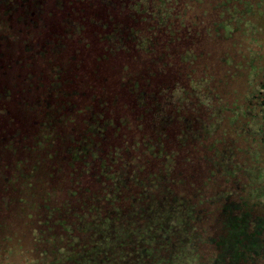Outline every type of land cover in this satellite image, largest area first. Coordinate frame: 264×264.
I'll return each mask as SVG.
<instances>
[{"label": "trees", "instance_id": "16d2710c", "mask_svg": "<svg viewBox=\"0 0 264 264\" xmlns=\"http://www.w3.org/2000/svg\"><path fill=\"white\" fill-rule=\"evenodd\" d=\"M40 1L44 35L0 0V264H76L104 218L173 204L200 264H264V81L228 78L264 75V0Z\"/></svg>", "mask_w": 264, "mask_h": 264}, {"label": "rangeland", "instance_id": "374dc122", "mask_svg": "<svg viewBox=\"0 0 264 264\" xmlns=\"http://www.w3.org/2000/svg\"><path fill=\"white\" fill-rule=\"evenodd\" d=\"M24 55L26 57L28 53ZM251 70L234 67L228 78H244L243 81L250 78L252 82L262 78L264 81L262 72L256 74L255 69ZM219 78H225L224 74ZM239 82L235 84L237 88H241L242 81ZM251 130H258L254 122ZM252 156L256 162L259 161V154ZM221 162V169L226 175L235 177L238 174L231 166L230 157L222 158ZM244 172L251 187V196L264 204V170L250 167ZM178 201V198L174 200L175 203ZM153 212L154 216L150 217L148 224L137 230L133 229V221L124 220L121 213L115 218L117 223L108 218L98 222L99 229H95L100 239L88 254L76 257V264H200L194 253L196 236L191 224V208L173 204L170 209L159 208ZM158 212L163 213L161 220H158Z\"/></svg>", "mask_w": 264, "mask_h": 264}, {"label": "flooded vegetation", "instance_id": "af4514ba", "mask_svg": "<svg viewBox=\"0 0 264 264\" xmlns=\"http://www.w3.org/2000/svg\"><path fill=\"white\" fill-rule=\"evenodd\" d=\"M36 1H37V0H36ZM41 4H43V1H40V0L37 1V6L34 8V2H32V3H30V5H31L30 8H33V13H34V14L36 13V14L38 15V17H35V19H37V18L40 17V18L38 19V26H37V28H36V30H37V29H38V30H37V31L35 30V32H36V33H37V32H41V33L44 35V34H45V26H44L45 21H44V19H45L46 16H48V15H50V14H48V13H47V14H46V13L44 14V12L42 11V8H41ZM61 6H62L61 0H55V1L52 3V6H51V7L54 8V9H56V10H60ZM42 14H43V15H42ZM44 16H45V17H44ZM59 22L61 23V21H59ZM63 22H64V21H63ZM62 25H64V24L62 23L60 26H62ZM60 26H59V27H60ZM61 28H62V27H61ZM65 29H67V25H64V27L62 28V30H63L64 32L62 31L63 33H61V34H64V36L68 37V31L65 30ZM72 30H74V29H72ZM50 37H51V39H53V38L55 39V38H56V37H54L53 35H50ZM40 46H41V48H43L42 45H40ZM58 46H59L58 43H54V45H51V46H49V47H48V46H45V48L48 47V50L51 51L52 55H55V56H56L57 53L55 54V51H56L55 49H56V48H58L59 50L61 49V48L58 47ZM53 47H54V48H53ZM31 48H32V50L35 49V48H36L35 50H38V47H36V46H35V47H31ZM63 50H65V48L61 49L60 52H63ZM68 50H69V49H68ZM60 52H59V53H60ZM63 55H64V52H63ZM53 57H54V56H53ZM54 59H55V62L57 63L56 65H58V66H60V65L63 66V65H62V62H63V61H62V62H59V61L56 60L57 58H55V57H54ZM67 60H68V59H67ZM64 62H65V60H64ZM61 66H60V68H61ZM41 70H42V69H41ZM38 71H39V70H38Z\"/></svg>", "mask_w": 264, "mask_h": 264}, {"label": "crops", "instance_id": "0c3cea01", "mask_svg": "<svg viewBox=\"0 0 264 264\" xmlns=\"http://www.w3.org/2000/svg\"><path fill=\"white\" fill-rule=\"evenodd\" d=\"M33 2H34V8H35L37 6V1L36 0H33ZM29 17H31L30 19L35 18V17H38V15L36 13L35 14L33 13V8H30V7H29V11H25L24 12V17H23L22 22H23V24L31 27L32 29H35L36 27H33L30 22H27L26 23L27 20L29 21Z\"/></svg>", "mask_w": 264, "mask_h": 264}]
</instances>
